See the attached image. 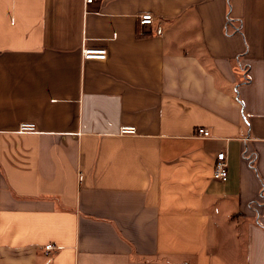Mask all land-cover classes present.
Instances as JSON below:
<instances>
[{"label":"crops","instance_id":"crops-1","mask_svg":"<svg viewBox=\"0 0 264 264\" xmlns=\"http://www.w3.org/2000/svg\"><path fill=\"white\" fill-rule=\"evenodd\" d=\"M0 264H264V0H0Z\"/></svg>","mask_w":264,"mask_h":264},{"label":"built area","instance_id":"built-area-1","mask_svg":"<svg viewBox=\"0 0 264 264\" xmlns=\"http://www.w3.org/2000/svg\"><path fill=\"white\" fill-rule=\"evenodd\" d=\"M92 2V0H87V3ZM154 21V16L151 13H144L140 15V23L142 25L151 24ZM85 59H107L108 51L104 48H86L83 51ZM36 130V125L34 123H22L20 125L19 132H32ZM135 126H123L121 128V133H136ZM199 135L208 137L211 135V131L204 127H199L197 130ZM213 178L220 181H227L229 178L228 160L227 153L225 151H220L216 155V161L213 169ZM55 248V245L49 243L45 246L46 251L50 252Z\"/></svg>","mask_w":264,"mask_h":264}]
</instances>
